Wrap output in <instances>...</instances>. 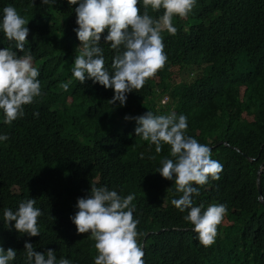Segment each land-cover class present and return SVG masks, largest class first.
<instances>
[{"label": "trees", "instance_id": "trees-1", "mask_svg": "<svg viewBox=\"0 0 264 264\" xmlns=\"http://www.w3.org/2000/svg\"><path fill=\"white\" fill-rule=\"evenodd\" d=\"M5 5L28 20L25 46L42 91L24 106L23 118L0 122V133L8 135L0 142V212L15 210L27 198L42 212L38 236L0 222V245L17 252L13 264H23L25 241L35 251L54 249L57 259L93 264L94 241L69 219L77 197L87 195L91 184L134 194L144 264H264V0H197L187 17H173L176 34L161 33L164 66L138 92L126 94L124 106L109 103L112 89L71 77L79 44L74 5L0 0V8ZM3 47L14 48V42L0 34ZM101 47L109 67L115 52L103 36ZM70 79L65 92L60 83ZM163 96L168 103L159 105ZM146 111L186 115V135L208 144L211 158L223 165L219 179L196 185L199 194L193 197L194 204L227 208L210 246L198 241L183 219L186 212L170 203L179 195L174 182L155 171L169 145L156 153L154 145L135 136V121L124 119Z\"/></svg>", "mask_w": 264, "mask_h": 264}, {"label": "clouds", "instance_id": "clouds-1", "mask_svg": "<svg viewBox=\"0 0 264 264\" xmlns=\"http://www.w3.org/2000/svg\"><path fill=\"white\" fill-rule=\"evenodd\" d=\"M56 2L40 0L43 5ZM196 3L197 0H67L69 6H75L72 11L77 27L73 31L79 41L71 63V77L80 84L91 80L112 89L109 103L124 106L126 94L138 92L146 79L164 66L167 55L161 33L175 35L173 17H187ZM149 9L161 14L154 17ZM27 23L13 6L0 8V34L14 42V48H0V122L4 124L23 118L24 106L42 95L39 70L34 66L31 50L25 46ZM102 36L115 52L109 67H105ZM71 84V79L61 82L60 88L67 92ZM38 115L33 112V116ZM124 119L135 121V136L154 145L156 153L162 151L164 144L169 145V155L159 160L155 171L174 182V193L179 195H174L170 203L181 213L186 212L183 219L192 225L198 241L206 247L212 245L227 208L222 203L204 207L193 202L199 194L196 185L219 179L223 169L219 161L211 158V147L186 135L188 123L184 114L173 111L156 115L146 111L137 116L125 114ZM7 139V133H0V142ZM133 200V193L122 196L106 185L95 184H91L87 195L77 197L76 210L69 219L78 233H89L94 241L97 254L93 264H144L143 247L137 239L142 233L137 232L139 221L133 218ZM35 205L34 198H27L19 201L15 210L6 207L0 212V222L18 233L38 236L37 218L42 212ZM23 249V264H73L66 257L57 259L54 249L35 251L29 241L24 242ZM16 254V249L0 245V264H13Z\"/></svg>", "mask_w": 264, "mask_h": 264}, {"label": "rangeland", "instance_id": "rangeland-1", "mask_svg": "<svg viewBox=\"0 0 264 264\" xmlns=\"http://www.w3.org/2000/svg\"><path fill=\"white\" fill-rule=\"evenodd\" d=\"M186 78V77H185ZM159 105H162V104H166L168 103V100L165 99V96L163 97H160L158 102H157Z\"/></svg>", "mask_w": 264, "mask_h": 264}, {"label": "water", "instance_id": "water-1", "mask_svg": "<svg viewBox=\"0 0 264 264\" xmlns=\"http://www.w3.org/2000/svg\"><path fill=\"white\" fill-rule=\"evenodd\" d=\"M257 190L258 193L260 194V188H259V174L257 175ZM260 201L263 203L262 199L260 198ZM264 204V203H263Z\"/></svg>", "mask_w": 264, "mask_h": 264}]
</instances>
